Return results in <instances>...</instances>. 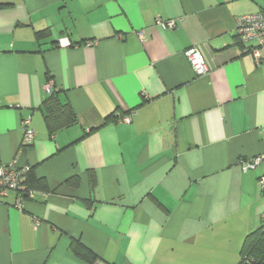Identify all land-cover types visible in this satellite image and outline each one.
Listing matches in <instances>:
<instances>
[{
    "label": "crops",
    "instance_id": "obj_1",
    "mask_svg": "<svg viewBox=\"0 0 264 264\" xmlns=\"http://www.w3.org/2000/svg\"><path fill=\"white\" fill-rule=\"evenodd\" d=\"M0 1V166L51 189L0 198V264H240L264 213V161L241 164L264 154V50L245 51L237 20L264 0ZM49 83L77 116L54 134Z\"/></svg>",
    "mask_w": 264,
    "mask_h": 264
},
{
    "label": "built area",
    "instance_id": "obj_2",
    "mask_svg": "<svg viewBox=\"0 0 264 264\" xmlns=\"http://www.w3.org/2000/svg\"><path fill=\"white\" fill-rule=\"evenodd\" d=\"M164 27H175V20L162 21ZM237 34L247 52L252 53L259 58L261 51L264 50V9L251 14L242 15L237 20ZM186 56L191 63L197 75H206L210 72L206 57L199 47H191L186 50ZM52 83L47 85L50 92ZM134 111L121 116L120 120L130 122ZM25 130V141L30 143L35 136V130L31 126V118L26 117L23 120ZM264 161V154H258L241 161L244 171L258 167ZM31 171V166L18 167L11 162L0 166V198L8 195L10 191L18 192V205L23 204L24 196H32L35 190L26 184L27 176ZM259 185L264 193V176L260 177ZM262 218L264 219V213Z\"/></svg>",
    "mask_w": 264,
    "mask_h": 264
},
{
    "label": "trees",
    "instance_id": "obj_3",
    "mask_svg": "<svg viewBox=\"0 0 264 264\" xmlns=\"http://www.w3.org/2000/svg\"><path fill=\"white\" fill-rule=\"evenodd\" d=\"M12 2L0 1V9L11 6ZM39 39L49 37L51 32L49 29H43L36 32ZM45 115V120L51 134L56 133L60 129L70 126L77 121V116L74 113L71 105L68 102H63L58 91L52 85L48 97L42 105ZM77 177H71L67 183H78ZM26 184L33 190L50 191L49 184L44 178L37 177L34 168L31 167L26 180ZM72 251L82 259L93 263L98 260V256L81 241L74 240L71 244ZM240 264H264V219L262 224L257 229L250 232L244 240L241 251Z\"/></svg>",
    "mask_w": 264,
    "mask_h": 264
}]
</instances>
